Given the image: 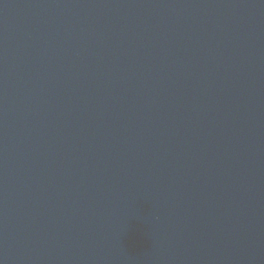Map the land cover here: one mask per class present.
<instances>
[{
  "label": "water",
  "instance_id": "95a60500",
  "mask_svg": "<svg viewBox=\"0 0 264 264\" xmlns=\"http://www.w3.org/2000/svg\"><path fill=\"white\" fill-rule=\"evenodd\" d=\"M0 264H264V0H0Z\"/></svg>",
  "mask_w": 264,
  "mask_h": 264
}]
</instances>
